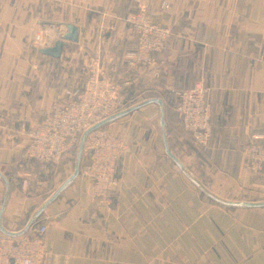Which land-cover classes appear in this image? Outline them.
I'll list each match as a JSON object with an SVG mask.
<instances>
[{
    "label": "crops",
    "instance_id": "obj_1",
    "mask_svg": "<svg viewBox=\"0 0 264 264\" xmlns=\"http://www.w3.org/2000/svg\"><path fill=\"white\" fill-rule=\"evenodd\" d=\"M169 5L163 10L162 4ZM145 5L170 31L154 68L133 67L126 17ZM78 29L60 57L38 53L33 28ZM49 48V47H47ZM46 49V48H45ZM97 59L122 86L104 123L127 145L117 186L91 204L71 154L45 166L6 139L49 116ZM201 83L211 107L205 151L182 131L175 91ZM264 142V0H0V237L45 225L49 264H264V174L245 149Z\"/></svg>",
    "mask_w": 264,
    "mask_h": 264
},
{
    "label": "built area",
    "instance_id": "obj_2",
    "mask_svg": "<svg viewBox=\"0 0 264 264\" xmlns=\"http://www.w3.org/2000/svg\"><path fill=\"white\" fill-rule=\"evenodd\" d=\"M156 1V0H151ZM163 10L169 5L162 4ZM136 36V49L127 55L133 67L154 68L157 55L167 44L170 31L151 21L145 5L138 4L126 19ZM31 45L36 49L53 46L62 38L59 29L35 27L31 31ZM86 79L78 89H66L52 106L51 113L31 128L14 131L6 125V139L24 135L23 156L36 163L57 165L64 157L80 147L79 176L92 185L90 203L103 201L117 186V165L127 150L120 135L104 127L120 108L122 86L113 83L104 66L95 58H88L82 68ZM175 111L182 131L189 134L193 145L205 151L211 136V107L207 90L201 83L192 89L175 91ZM256 137L245 149L246 170L254 176L264 174V142ZM45 225L30 227L18 236L0 237V264H49Z\"/></svg>",
    "mask_w": 264,
    "mask_h": 264
},
{
    "label": "water",
    "instance_id": "obj_3",
    "mask_svg": "<svg viewBox=\"0 0 264 264\" xmlns=\"http://www.w3.org/2000/svg\"><path fill=\"white\" fill-rule=\"evenodd\" d=\"M65 28H66V33L62 36V38L59 41H57L53 46L49 48L40 49L38 53L45 57L58 59L60 57L64 42L76 43L78 39V29L71 24L65 25ZM79 154H80V151H79Z\"/></svg>",
    "mask_w": 264,
    "mask_h": 264
},
{
    "label": "trees",
    "instance_id": "obj_4",
    "mask_svg": "<svg viewBox=\"0 0 264 264\" xmlns=\"http://www.w3.org/2000/svg\"><path fill=\"white\" fill-rule=\"evenodd\" d=\"M97 127H100V128H102V127H104V124H100V125H98ZM79 151H80V147L79 146H77L76 148H75V150L73 151V154H78L79 155V157H80V154H79ZM78 161H80V159L78 158Z\"/></svg>",
    "mask_w": 264,
    "mask_h": 264
}]
</instances>
